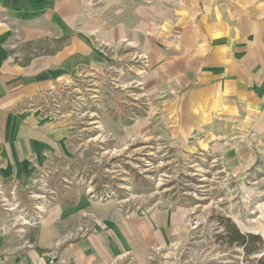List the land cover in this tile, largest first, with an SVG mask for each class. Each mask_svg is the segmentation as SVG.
<instances>
[{
    "label": "crops",
    "instance_id": "obj_1",
    "mask_svg": "<svg viewBox=\"0 0 264 264\" xmlns=\"http://www.w3.org/2000/svg\"><path fill=\"white\" fill-rule=\"evenodd\" d=\"M127 47L147 67L136 69L162 99L176 143L200 132L209 137L214 124L264 105V0H0L5 186L16 184L27 197L25 188L51 157L72 156L70 118L31 108L29 99L127 61L129 52H118ZM118 209L80 194L22 229L2 210L0 264H149L185 232L186 209L173 204L130 215ZM84 213L94 218L81 228Z\"/></svg>",
    "mask_w": 264,
    "mask_h": 264
},
{
    "label": "rangeland",
    "instance_id": "obj_2",
    "mask_svg": "<svg viewBox=\"0 0 264 264\" xmlns=\"http://www.w3.org/2000/svg\"><path fill=\"white\" fill-rule=\"evenodd\" d=\"M105 47L99 45L108 52ZM131 49H118L130 57L119 65L87 71L29 99L31 108L70 118L72 156L51 157L48 168L35 173L38 181L25 188L27 197L18 185H9L8 190L17 187V195L6 204L0 200V211L9 210L11 225L22 229L42 224L57 204L74 202L80 194L112 201L125 215L173 204L186 209L185 232L149 264H259L264 245L246 258L241 246L223 239L221 219L264 240V105L214 124L209 137L200 132L176 143L162 99L145 88V76L136 69L145 73L147 67L135 62ZM24 209L41 213L30 222ZM91 218L81 214V228ZM119 264L135 263L124 258Z\"/></svg>",
    "mask_w": 264,
    "mask_h": 264
},
{
    "label": "trees",
    "instance_id": "obj_3",
    "mask_svg": "<svg viewBox=\"0 0 264 264\" xmlns=\"http://www.w3.org/2000/svg\"><path fill=\"white\" fill-rule=\"evenodd\" d=\"M221 222L224 227L223 239L232 246H241L244 249L246 258L262 250L264 240L259 235L243 233L241 229H238L237 225L228 218L221 219ZM260 263H264V256L259 260V264Z\"/></svg>",
    "mask_w": 264,
    "mask_h": 264
},
{
    "label": "built area",
    "instance_id": "obj_4",
    "mask_svg": "<svg viewBox=\"0 0 264 264\" xmlns=\"http://www.w3.org/2000/svg\"><path fill=\"white\" fill-rule=\"evenodd\" d=\"M57 113H58V111H57ZM51 162H52V160L50 159V160L48 161V165H47L46 169L48 168L49 163H51ZM44 171H46V170H44ZM42 172H43V171H42ZM43 174H45L44 172L42 173V176H44V178L47 179V178H48V173H46V176L43 175ZM34 176H35V175H34ZM34 176H33V177H34ZM37 181H38L37 176H35V178H33V179L31 180V185L34 184V183H36ZM12 185H14V184H12ZM31 185H30V186H31ZM16 189H17V187H16V186H13L10 190H8V189H7V186H5V184H4L3 182L0 181V200H1L2 202H4L3 204H6V202H8L10 199H14V198L16 197V195H17ZM3 209H4V208H3ZM3 209H2V210H3ZM4 210L7 211V212H10V211L7 210V209H4ZM40 211H41L40 209H39V211H38V209H37V211L33 210L32 212L27 213V212H26V209H24V210H23V213H24V215H25L26 220H28V221H30V222H33L35 219L32 218V217H33L34 215L36 216L37 214L41 213Z\"/></svg>",
    "mask_w": 264,
    "mask_h": 264
}]
</instances>
